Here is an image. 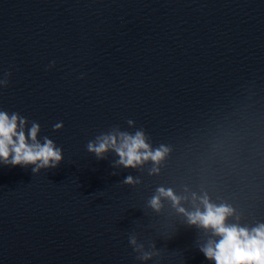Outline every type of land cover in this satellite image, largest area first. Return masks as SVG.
<instances>
[{
    "label": "water",
    "instance_id": "obj_1",
    "mask_svg": "<svg viewBox=\"0 0 264 264\" xmlns=\"http://www.w3.org/2000/svg\"><path fill=\"white\" fill-rule=\"evenodd\" d=\"M0 111L63 156L0 162V264H214L218 237L149 206L160 187L264 223V0H0ZM137 131L158 165L87 150Z\"/></svg>",
    "mask_w": 264,
    "mask_h": 264
},
{
    "label": "clouds",
    "instance_id": "obj_2",
    "mask_svg": "<svg viewBox=\"0 0 264 264\" xmlns=\"http://www.w3.org/2000/svg\"><path fill=\"white\" fill-rule=\"evenodd\" d=\"M131 123L132 121H129V124ZM25 124L26 120L18 114L13 113L9 116L6 112L0 111V162L12 166L33 165V172L57 167L63 159L62 150L47 137L43 143L37 140L40 128L35 122L26 135L23 130ZM59 127L60 124L54 126ZM110 149L119 156L116 164L126 168H136L149 160L158 165L169 152V148L164 145L153 150L146 142L143 131H137L134 135L104 134L97 137L95 142L90 141L87 144V150L94 153L97 158H103ZM158 172L159 168L153 167L150 174ZM138 182L131 176L124 180L126 184ZM162 197L172 202L173 207L186 217L190 226L210 230L219 238L209 240L200 248L204 256L214 264H264V223L251 229L239 224H228L227 219L235 215V210L227 204L211 203L207 193L202 195L191 193L193 202L199 200L203 207L197 206L193 211H188L181 206V201L187 200V196H177L173 190L160 187L157 194L149 200V206L159 211L162 207ZM236 218L239 219L238 216ZM131 243L136 242L133 239ZM144 258H149L148 254H145Z\"/></svg>",
    "mask_w": 264,
    "mask_h": 264
}]
</instances>
